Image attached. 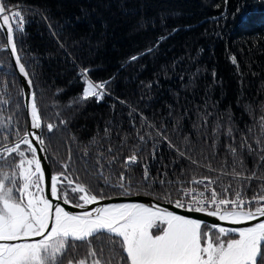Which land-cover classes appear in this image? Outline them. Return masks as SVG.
<instances>
[{
	"label": "snow or ice",
	"instance_id": "snow-or-ice-1",
	"mask_svg": "<svg viewBox=\"0 0 264 264\" xmlns=\"http://www.w3.org/2000/svg\"><path fill=\"white\" fill-rule=\"evenodd\" d=\"M113 2L122 15L136 17L134 32L156 35L106 78L97 79L95 73L100 69L88 59L92 49L86 53L79 40L65 34L79 24L80 17L64 25L48 11L0 0V52L9 54L12 69L4 75L21 81L13 95L9 91L13 85L0 80V264H264V139L257 136L250 142L252 127L241 131L234 113L225 109L219 114L211 91L205 92L200 104L182 112L176 110L180 93H171L177 98L175 104L165 105L162 113L154 111L152 118L145 115L140 105L153 106L152 90L162 87L161 80L175 75L182 90L195 94L200 69L185 79L181 57L161 64L158 72L162 75L154 74L152 80L137 83L138 76L126 77L136 85L138 99L134 103L116 95L121 74L144 57L154 58L161 45L182 29L169 24L176 17L173 12L137 15L130 7L131 0ZM228 4L229 0H224V10L214 18L217 24L249 19L240 0L231 13ZM33 23L47 30L81 85L67 108L111 100L114 116L118 115L117 104L127 109V127L123 121L111 119L102 137L93 135L85 141L69 132L75 112L63 116L57 111L54 120L45 119L33 70L45 57L25 52L22 44L26 27ZM188 59L196 62L195 57ZM229 61L239 73L237 56L230 55ZM3 70L0 61V72ZM211 75L215 81V69ZM63 91L57 89L54 96L60 97ZM250 109L251 105L244 111L252 118ZM260 111L264 112V105ZM258 125L264 136V115L258 117ZM45 135L48 144L57 141L66 149L64 156L53 159L58 168L55 172H46L42 163L41 154L48 152ZM162 148L170 153L166 162ZM221 151L227 155L218 160ZM148 156L156 164L155 175ZM134 166L142 168L141 179L135 182ZM199 169L215 175L197 176ZM252 181L258 182V190L249 197ZM105 189L117 195L108 196ZM134 189L135 195L143 190L174 210L129 199ZM116 199L127 202L104 203ZM69 207L80 211H69ZM175 209L204 214L217 222L207 224Z\"/></svg>",
	"mask_w": 264,
	"mask_h": 264
},
{
	"label": "trees",
	"instance_id": "trees-1",
	"mask_svg": "<svg viewBox=\"0 0 264 264\" xmlns=\"http://www.w3.org/2000/svg\"><path fill=\"white\" fill-rule=\"evenodd\" d=\"M240 2L249 13L247 21L241 22L237 18L235 21L229 19L227 24H224V21L217 24L214 18L224 10V0H131L130 7L137 12V15L143 13L147 16H154L165 10L175 13V19H170L169 24L173 26L178 24L182 30L161 45L154 58L144 57L122 73L121 85L115 90L116 95L121 98L128 97L134 103L138 99V96L134 94L137 91L136 85L131 84L126 77L138 76L137 83L139 80H152L154 74L162 75L158 72L161 64L171 61L173 57H181L184 58L182 67L185 79L196 68L200 69L195 94L190 90H182L181 81L175 75L169 80H161L162 87L154 86L152 90L155 96L153 106L140 105L145 115L152 118L154 111L162 113L165 111V105L175 104L177 98L171 93H180L176 110L182 112L185 107L200 104L205 92L211 91L212 100L217 102L219 114L223 115L225 109L234 113L241 131L252 127L253 134L249 136L250 142L257 136L264 139L258 125V117L264 115V112L260 111V106L264 105V0H240ZM10 3H19L24 7L48 11L54 15L55 21L64 25H67L69 19L80 17L79 24L68 28L65 34H70L73 39L79 40L86 53L92 49L88 59L94 67L100 69L95 73L97 79L106 78L121 61L130 54L145 48L156 35L151 31L134 32L133 24L136 17L122 15L113 0H10ZM109 3L112 4L110 8ZM216 4L221 6L220 9L215 7ZM236 4L237 0H229V13L235 9ZM185 25L190 27L184 28ZM42 32L43 36L40 34ZM22 44L25 52L31 51L37 56L44 54L45 57L41 66L33 65V70L36 77L34 83L37 96L46 120H54L57 111H61L63 116L75 112L69 132L75 133L85 141L93 135L102 137L105 125L111 119L123 121L127 127L124 115L127 109L117 104L116 113L118 115L114 116L109 107L111 100L106 99L101 104L88 102L86 106L76 105L73 109L67 108L68 102L76 97L81 85L77 82L72 65L64 62L62 54L52 44L42 24L33 23L27 26L22 37ZM20 46L18 42V47ZM25 52H21V55L23 56ZM233 54L237 56L240 65L239 73L229 61V56ZM189 56L195 57L196 62L192 63L188 59ZM9 60L8 53L0 52V61L4 63V70L0 72V80L9 81L13 85L9 91L15 95L21 87V82L20 79L10 74L4 75L12 71ZM142 65L146 67L142 68ZM213 69L216 71L215 81L211 75ZM179 72L178 69V74ZM57 89L64 90L60 97L54 96ZM249 105H251L252 118L244 111ZM24 119L23 108H21V122ZM188 122L190 121L186 123ZM210 129L211 124L209 131ZM237 138H239V133H237ZM45 140L50 165L55 172L58 168L53 163V159L64 156L66 149L61 147L57 141L48 144L46 135ZM57 148L60 149L59 154H57ZM150 148L151 145L145 151L147 152ZM162 151L166 162L170 153L166 148H162ZM226 155L221 151L218 153V160H223ZM147 159L152 164L153 175H155L156 164L151 162L150 156ZM247 162L248 167L252 168L251 159ZM213 163L215 167L219 166L218 162ZM200 174L215 175L208 173L207 169H199L196 175ZM133 175L134 182L139 181L142 168L134 166ZM227 182L226 178L225 183ZM257 190L258 182L252 181L247 195L251 197ZM105 191L108 196L117 195L112 190L105 189ZM133 191L135 195V189ZM140 194L153 197L143 190ZM83 251L82 247L81 252Z\"/></svg>",
	"mask_w": 264,
	"mask_h": 264
},
{
	"label": "water",
	"instance_id": "water-1",
	"mask_svg": "<svg viewBox=\"0 0 264 264\" xmlns=\"http://www.w3.org/2000/svg\"><path fill=\"white\" fill-rule=\"evenodd\" d=\"M21 82V81H20ZM42 156V163L44 164L45 166V170L46 172L47 171H52V167L50 165V158H49V153H45V154H41ZM131 200H135V201H138V202H142V203H145L146 205H149L151 206L152 204H161L163 206H166L169 208V210H174L172 208L171 205H168L167 202H162V201H159V200H155L153 199V197L151 196H147V195H141L139 194L138 196L137 195H133L131 198H129ZM113 202H127V199H124V200H121V199H116V200H111V201H104V203H113ZM69 211H73V212H79L80 209H75V208H71L69 207L68 208ZM175 211H177L178 214H188V215H192L194 216L195 218H198V219H202L203 221H205V223L207 224H212V223H216L217 221L215 220V218L213 217H208L204 214H197V213H182V210H179V209H175ZM255 223V222H253ZM243 226V225H242Z\"/></svg>",
	"mask_w": 264,
	"mask_h": 264
}]
</instances>
